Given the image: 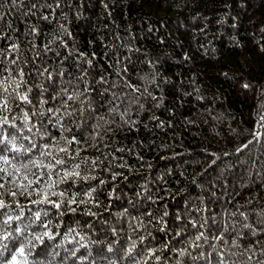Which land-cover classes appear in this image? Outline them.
I'll list each match as a JSON object with an SVG mask.
<instances>
[{
	"label": "trees",
	"instance_id": "trees-1",
	"mask_svg": "<svg viewBox=\"0 0 264 264\" xmlns=\"http://www.w3.org/2000/svg\"><path fill=\"white\" fill-rule=\"evenodd\" d=\"M5 118L3 264H264V0H0Z\"/></svg>",
	"mask_w": 264,
	"mask_h": 264
},
{
	"label": "snow or ice",
	"instance_id": "snow-or-ice-1",
	"mask_svg": "<svg viewBox=\"0 0 264 264\" xmlns=\"http://www.w3.org/2000/svg\"><path fill=\"white\" fill-rule=\"evenodd\" d=\"M22 100H27V97L24 96V97H21ZM7 123V118L3 119V120H0V126L4 125ZM10 130H9V133H8V136H4L3 139H0V153H3L5 151L8 150V145L9 143H11V141L9 140V137H14V133L11 131V126H9ZM3 133V128L0 127V134ZM32 148H37L38 146L33 144L31 145ZM45 148L48 147V145H45L44 146ZM12 151H18L16 149V145L15 143H12V148H11ZM60 151H65V149H60ZM41 155H46V153H41ZM57 165L59 164H62L64 163L63 161L61 160H56L55 162ZM37 167H42L44 165H40V164H37L36 165ZM53 165H49L47 167H52ZM76 175H78V173H74ZM66 176L69 175L68 173L65 174ZM31 183V181H30ZM0 187H2V185H0ZM13 195H15V193H13ZM33 203H50V201L47 200V197L45 196V198L43 200H40V201H33ZM55 207H59L60 205L59 204H56L54 205ZM5 205H4V202L3 201H0V209L4 208ZM0 215H3V213H0ZM37 219H39V214H37ZM21 220V217L20 216H11L9 215L7 220H5L3 223L5 225H8L10 222H13V221H20ZM26 227V226H25ZM246 227H248L246 225ZM15 233H21L22 234V230L21 228L19 227H16V228H13L12 229V232L11 233H7L5 234L4 236H0V240H3V241H9V240H13L14 239V234ZM45 235H47V233H45ZM5 251H8V244L7 243H0V256H3L4 255V252ZM16 253H19L20 255H23V248H18L15 250ZM131 251V250H130ZM11 255V260L8 262V264H17V255L16 254H12L10 253ZM0 264H3V261H0Z\"/></svg>",
	"mask_w": 264,
	"mask_h": 264
}]
</instances>
